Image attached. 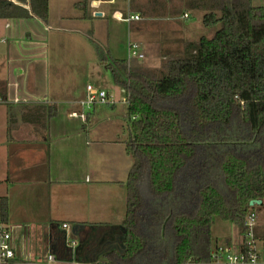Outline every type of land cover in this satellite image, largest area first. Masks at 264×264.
<instances>
[{"label":"trees","instance_id":"16d2710c","mask_svg":"<svg viewBox=\"0 0 264 264\" xmlns=\"http://www.w3.org/2000/svg\"><path fill=\"white\" fill-rule=\"evenodd\" d=\"M183 3L215 31L185 43L160 70L132 72L90 37L129 99L126 253L116 264L208 261L213 217L242 229L248 211L261 208L250 201L264 199V4ZM48 13L49 0H0V18L46 21ZM7 210L3 199V217Z\"/></svg>","mask_w":264,"mask_h":264},{"label":"crops","instance_id":"0c3cea01","mask_svg":"<svg viewBox=\"0 0 264 264\" xmlns=\"http://www.w3.org/2000/svg\"><path fill=\"white\" fill-rule=\"evenodd\" d=\"M114 1H86L78 6L83 15L71 17L56 13L49 0L46 21L37 16L0 18V97L4 100L0 103V222L12 233L15 264H116L113 258L126 253L125 181L132 163L126 148L116 147L128 137L127 106L120 101L123 89L98 62L92 47L89 73L100 88L114 90L116 102L82 106L87 85L92 83L84 90L64 86L59 65L51 67L48 55L58 46V37L50 38L52 32L75 33L81 24L71 23L90 17L89 6L102 17L104 10L99 6ZM125 1V14L112 9L114 18L122 22L126 21L117 16L126 15ZM139 4L142 9L134 12L142 18L126 23L131 29L128 41L138 42L143 50L157 52L161 47L164 60L201 37L188 22L190 13L183 0H132L131 8ZM81 28L89 40L90 34L105 45L111 56L127 60V54L116 55L94 36V26ZM128 64L132 72L152 70L135 58ZM74 111L83 112L85 119L72 116ZM115 115L120 121L114 126L127 132L125 139L102 133V124ZM3 199L8 206L6 217L1 212ZM49 254L55 255L54 262H47Z\"/></svg>","mask_w":264,"mask_h":264},{"label":"rangeland","instance_id":"374dc122","mask_svg":"<svg viewBox=\"0 0 264 264\" xmlns=\"http://www.w3.org/2000/svg\"><path fill=\"white\" fill-rule=\"evenodd\" d=\"M52 1V8L56 9V13H60L61 11L65 14L70 15L71 17L76 16V13L80 15L84 13L82 9H80L77 5L80 1L84 0H51ZM90 3L91 0H86ZM258 2V1H257ZM125 0H116L113 3L108 4H101L99 9L104 10V15L96 16L94 8L88 7V13L90 17L87 19L79 18V20H73L71 23L74 25H87L88 27H95L96 35L99 40L101 39L104 44L110 45L114 50L115 54L119 56H125L126 52V45L128 41L129 31H131L128 23L118 21L114 18L112 9L116 8L115 10H120L121 13L125 14V10L127 9ZM260 4H264V0L260 1ZM119 6V7H118ZM96 8V10H99ZM190 19L188 20L194 28V33L200 34V36H212L215 29L211 27H205L202 22V11H195L190 10ZM76 18V17H75ZM66 24L70 23V20H66ZM60 26L62 23H58ZM79 28L75 33H69L67 31L57 32L59 34H55L52 32L50 34V38H57V48H51L49 50V63L52 64L51 67H55L59 65V80L63 81V85L67 87H75L80 90H84L86 84L91 82L95 87H101L99 82L93 80L90 72V59L93 56L91 48L93 47L90 43L89 37L82 32L83 28ZM134 31V28H132ZM213 31V32H212ZM211 34V35H210ZM91 37V35L89 34ZM130 40V39H129ZM53 44V43H52ZM142 48V47H141ZM161 47H158V51H144V58H135L137 62L142 63L144 66L146 65L149 69L152 70H160L163 64V58L160 55ZM133 59V58H132ZM53 71V72H52ZM51 73L56 75L55 68H52ZM106 87V86H104ZM122 101V100H121ZM125 103V102H122ZM85 116V115H83ZM82 118V117H81ZM116 120H119L118 116L112 117V119L106 120L102 126V133L107 138H118L119 140L125 139V132L124 130H120L118 127L114 125L117 124ZM127 133V132H126ZM97 137V136H96ZM128 139V137H127ZM116 147H119V150L126 148L125 141H119L116 144ZM121 152V151H120ZM128 154V153H127ZM124 154L123 155H127ZM122 155V152H121ZM130 162L132 163V158L129 155ZM131 166V165H130ZM260 205V204H254ZM258 214V221L261 225L260 233L264 234V208L261 207L260 209H256ZM241 229L238 227L237 224L223 220L218 216L213 217V222L211 226V241L212 244L215 245L216 242L218 244H224L226 239H232L233 243H237L241 238Z\"/></svg>","mask_w":264,"mask_h":264},{"label":"built area","instance_id":"2783aa9c","mask_svg":"<svg viewBox=\"0 0 264 264\" xmlns=\"http://www.w3.org/2000/svg\"><path fill=\"white\" fill-rule=\"evenodd\" d=\"M128 11L125 16L118 15L117 17L128 23L139 20L142 15L139 12H134L131 8L132 0H127ZM185 16H188L185 14ZM144 58V53L140 49V44L136 41L129 40L127 47V60L132 58ZM86 97L80 102L82 106L92 107L96 104H113L116 102L115 92L112 89H103L95 87L92 84L87 85ZM123 98L121 102L129 103L127 95L123 90ZM4 102L0 97V103ZM83 112H72V116L82 117L85 119ZM261 204L255 205L264 208V199H260ZM256 209L248 211L243 221L241 229V238L237 243L232 241L224 244H216L212 246L210 259L205 262L198 260H188L184 264H264V238L259 237L261 225L258 221ZM67 224H64L66 227ZM263 231V230H262ZM74 244V241H70ZM16 251L12 245V233L8 225L0 222V264H15ZM56 259L54 254H49L46 258L48 263L54 262Z\"/></svg>","mask_w":264,"mask_h":264},{"label":"water","instance_id":"95a60500","mask_svg":"<svg viewBox=\"0 0 264 264\" xmlns=\"http://www.w3.org/2000/svg\"><path fill=\"white\" fill-rule=\"evenodd\" d=\"M254 204H261V200L257 199V200H251L250 201V205H254Z\"/></svg>","mask_w":264,"mask_h":264}]
</instances>
